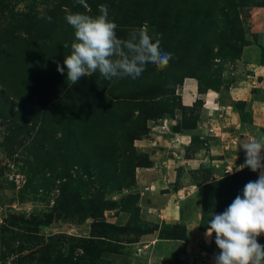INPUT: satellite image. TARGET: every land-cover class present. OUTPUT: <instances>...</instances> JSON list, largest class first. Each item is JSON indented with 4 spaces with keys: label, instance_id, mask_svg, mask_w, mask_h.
<instances>
[{
    "label": "rangeland",
    "instance_id": "374dc122",
    "mask_svg": "<svg viewBox=\"0 0 264 264\" xmlns=\"http://www.w3.org/2000/svg\"><path fill=\"white\" fill-rule=\"evenodd\" d=\"M86 2L87 9L77 0H0V264H42L37 246L20 251L22 240L17 237L12 242L8 237L13 234L7 233L4 225L14 215L33 219L36 225L30 227H36L44 238L56 233L80 237L91 249L100 250L95 264H141L144 260L140 255L144 252L136 242L156 229L158 222L146 221L141 215L136 179L123 181L102 172L91 177L93 182L87 187H80L78 180L89 176L83 166L84 170L73 165L77 163L75 142L71 141L70 150H66L65 139H54L52 143L46 139L53 126L61 136L64 120L66 128L77 133L78 148L94 154L111 143L121 144L114 126L116 113L134 111L133 119L128 121L135 130L131 141L133 163L146 167L165 161L175 180L170 188L180 189L178 196L189 191L188 179L194 183L200 211L198 227L206 232L212 216L222 213L259 175L245 167L235 178L211 182L236 172V167L245 163L246 153L239 138L251 131V125L241 122L233 106L245 101L253 115L252 107L256 109L264 102V87H251L257 84L256 79L248 83L255 75L252 62L264 64V0ZM100 5L107 6L108 19L116 23L119 38L127 39L141 27L154 41L160 38L161 49L172 53L169 65L159 70L147 64L136 79L106 80L97 71L71 84L66 69L63 74L57 71V63L63 66L75 41L74 29L65 17L69 12L98 16ZM49 32L68 47L61 44L57 50L54 46L45 50L46 56L34 58L37 53L32 43L37 38L44 39ZM24 39L30 41L24 43ZM32 56L34 59L27 61ZM186 81L196 86V97L190 103L179 94ZM241 86L250 87L247 99L232 98L231 89H235V97L243 96ZM207 92L215 93L219 104L228 106L230 114L236 115L235 125L240 132H236L237 137L221 126L224 122L234 125L233 120L203 108ZM87 107L91 110L84 125L79 120ZM254 123L259 124L256 133L264 136V108ZM213 126L214 131L209 132ZM211 162L217 172L214 178ZM63 165L69 167L75 180V186L65 189L64 195ZM100 199L106 201L105 205ZM180 223L174 227L160 223L159 237H185L184 222ZM9 226L16 229L12 223ZM258 242L264 245V234ZM60 243L65 258L72 255L75 260L84 253L77 246L79 241ZM207 254L201 251V255ZM85 263L89 264L85 258L79 262Z\"/></svg>",
    "mask_w": 264,
    "mask_h": 264
},
{
    "label": "clouds",
    "instance_id": "9594fccd",
    "mask_svg": "<svg viewBox=\"0 0 264 264\" xmlns=\"http://www.w3.org/2000/svg\"><path fill=\"white\" fill-rule=\"evenodd\" d=\"M77 3L88 8L86 0ZM99 11L100 15L95 17L81 12H69L65 17L74 29L75 41L71 44V54L64 57L63 66L57 63V71L63 74L66 69L71 84L76 85L81 78L97 71L106 80L136 79L147 64L159 70L169 65L172 53L161 49L160 38L154 41L147 29L141 27L133 30L127 39H121L116 34V23L108 19L107 6L100 5ZM63 47L67 48L68 44ZM241 146L246 153L245 163L235 170L247 167L259 175L244 186L242 195H237L208 223L206 235L211 237L215 233V244L220 250L214 256L215 264H264V245L258 242V237L264 234V138Z\"/></svg>",
    "mask_w": 264,
    "mask_h": 264
},
{
    "label": "crops",
    "instance_id": "0c3cea01",
    "mask_svg": "<svg viewBox=\"0 0 264 264\" xmlns=\"http://www.w3.org/2000/svg\"><path fill=\"white\" fill-rule=\"evenodd\" d=\"M252 71H254L255 75H251L248 83L253 81V79L258 80L256 85L253 86H262L264 87V64L257 62L251 64ZM261 77H263L261 79ZM263 83V84H262ZM196 86L194 83L185 82L183 83L182 98L187 101V103L193 102L196 97ZM243 94L242 97H235L234 92L231 89L230 94L232 98H242L244 100L247 99L248 87H240L239 88ZM195 93V95H194ZM191 100V101H190ZM218 97L215 93L207 92L203 98V108L206 110L210 109L217 111L218 115L222 117V115L228 120H233L234 125H229L224 122L221 126L225 131H228L230 134H235L237 137V133L239 132L238 125L236 121V115L234 113L230 114V108L228 106H221L219 104ZM186 104V103H185ZM221 106V107H220ZM264 102L260 103V107H257L258 112L254 107L253 109V125L256 127L259 124H255L254 120L259 116V111L264 108ZM221 111H220V110ZM219 111V112H218ZM232 111V108H231ZM263 112V110H262ZM216 125V123H215ZM214 125V126H215ZM213 126V127H214ZM233 126V127H232ZM231 127V129H230ZM258 128V127H257ZM250 131L247 135H242L243 138H239V144H246L252 140H259L264 138V136L259 135ZM205 138V137H203ZM211 139H209L210 142ZM183 144L187 145L188 143L183 141ZM212 144V143H211ZM210 144V145H211ZM242 148V146H241ZM201 151V150H200ZM243 151V150H241ZM244 152V151H243ZM165 161L154 162L150 164V166L146 167H137L135 173L136 185L139 189V201L138 204L140 206L141 215L144 216L146 221L150 222H158V226H155L156 229H153L151 232L143 234L136 244L140 251H143L141 264H215V260L213 258L219 252H212L211 248L218 250L219 248L215 246V233L212 234L211 237L206 235V231L199 229L198 223L200 219V211L198 209V203L195 201L196 196L198 194V190L196 189V185L188 179L189 182V191H187L186 195L178 196V192H181L180 189L173 190L170 188L171 184L175 181L172 179L171 172L168 171V168L164 165ZM210 167L213 168L211 172V178L215 177L216 173L215 165L210 163ZM212 170V169H211ZM160 172L158 175L157 173ZM215 172V174H214ZM232 174V173H231ZM187 175V174H186ZM185 175V176H186ZM229 175V174H228ZM186 178V177H185ZM195 186V187H194ZM195 188V189H192ZM197 203V204H196ZM181 221L184 222L183 235L185 237L182 238H165L159 237L157 228L161 227L160 223L165 222L166 224H170L169 226L174 227L177 224L181 225ZM179 228V227H178ZM181 228V227H180ZM202 244V246L199 244ZM209 245V243H211ZM202 247V248H201ZM204 251L208 254L203 256L201 255ZM134 264V263H131ZM139 264V263H135Z\"/></svg>",
    "mask_w": 264,
    "mask_h": 264
},
{
    "label": "trees",
    "instance_id": "16d2710c",
    "mask_svg": "<svg viewBox=\"0 0 264 264\" xmlns=\"http://www.w3.org/2000/svg\"><path fill=\"white\" fill-rule=\"evenodd\" d=\"M28 41L30 40L24 39V43ZM62 42L63 41L57 40L56 37L53 36L50 32L48 33L47 37H45L44 39L37 38L36 42L32 43L33 50L37 53L34 58L38 57L40 54H43L44 56H46L47 54L45 50L48 48L52 49L54 46H55L54 48H57V50L61 49ZM34 58L33 56L32 58H27V61H30ZM1 60H2V57H0V61ZM47 82H50V81H47ZM34 85L38 86V84H34ZM113 104L111 105L113 106ZM68 105L71 106L69 103ZM115 107L117 106L115 105ZM233 107L239 113L240 120L244 125L245 123L248 124L249 126L251 125L250 129L252 132L257 130V127L253 125L252 110L250 107H247V104L245 101H237L235 103V106ZM83 109L85 111V116H81L79 122H81V119H82V124L85 125L91 109L88 107L86 109L85 108ZM132 112L134 113V111L132 110L125 109L122 111V113L121 112L116 113L117 123L114 122L116 123L114 126L117 132L118 139L121 140V144L117 145L115 143L114 144L111 143V146H107L103 150H100L99 152L94 153V154L83 152L78 148V135L75 131H72L70 128L69 129L66 128L68 127V125H66L67 123L66 120H64V122L62 121L61 123L64 126V127L62 126V128H64V132L61 134V136H57L56 134L57 127L54 128L55 126L53 125H52L53 127L50 130H48L47 135H46L47 141L52 143L54 139H58V138L65 139V142L67 144L66 150H70L71 141L75 142L76 144L75 153L77 154V156L74 155V158H75L74 160L77 163H74L73 165L76 164L77 168L79 169L82 168L83 166L85 170L83 168L82 169L89 176V178H87L86 180H83V179L82 181L80 179L78 180V184L80 187L82 186L87 187L90 183L93 182L94 176L96 177L97 175L102 174V172H106L108 175L113 176L115 178H119L123 181H125L127 178L130 179L132 182L134 181L135 168L139 166V164L133 163V160L135 158L134 157L135 152H134V148H133L131 141L135 139L134 137L135 130L134 128H132L131 122L130 124L128 122L133 119ZM124 132H127L129 135L125 136L123 134ZM201 139H203V137H201ZM129 143H130L129 147L125 146V145H128ZM84 153H87V158ZM78 156H81L82 158L81 162L79 161ZM83 162L86 163L87 165H85ZM149 163H150L149 161L145 162L146 165H148ZM64 165L62 167L63 169L62 176L65 180L63 181L64 186L61 189L62 195H64L65 189L73 188L75 186L73 182L75 181L74 176L71 174L69 167L68 169H66L65 168L66 165L65 167ZM238 174L239 172L237 173L236 171L229 175H225V176L223 175L219 179L212 180L211 182H215L218 180L221 181L225 178L226 179L233 178V177L235 178L237 177ZM257 179H258V176H257ZM83 181H87V182H83ZM70 183H73V184H70ZM99 202L102 203V205H105L106 203V201H103V199H100ZM113 205H115V203H113ZM104 208L109 209L108 207H104ZM97 210L98 209H96V211ZM10 223L14 224L16 226V229H14L13 227L11 228L9 226ZM32 224L36 225L33 219L26 218L25 216L14 215V216H11V218L7 219V225H4L6 228V232L13 234L12 236L10 234L8 236L9 238H12L11 239L12 242H15L17 237L22 240L21 247L19 248L20 251L25 250V249L28 250L32 248L33 246L34 247L37 246L39 248V253H40L39 263H42V264L48 263V262L52 264H79L80 260H83L84 258L85 260L89 261V264H95L94 259L96 255L99 256L100 250L91 249L90 245H86L84 243V240L80 239V237H75L72 235H65L63 233H56L53 235H49L48 238H44L43 236L37 233L36 227H30V225ZM93 236H96V234H93ZM11 240L9 239L10 242L8 243H11ZM61 240H64V241L76 240V241L81 242L80 245H77V246L82 248V250L84 251L83 255L76 257L75 260H73L72 255H70L68 258H65L63 256V253L61 252V249H59V246H61L60 245Z\"/></svg>",
    "mask_w": 264,
    "mask_h": 264
},
{
    "label": "built area",
    "instance_id": "2783aa9c",
    "mask_svg": "<svg viewBox=\"0 0 264 264\" xmlns=\"http://www.w3.org/2000/svg\"><path fill=\"white\" fill-rule=\"evenodd\" d=\"M208 131H209V132L214 131V127H209V128H208ZM232 142H235V141L233 140Z\"/></svg>",
    "mask_w": 264,
    "mask_h": 264
}]
</instances>
